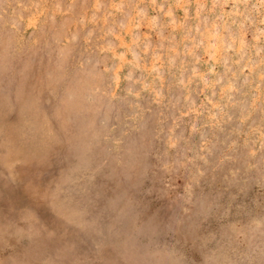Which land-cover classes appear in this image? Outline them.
Instances as JSON below:
<instances>
[{
  "label": "rangeland",
  "instance_id": "obj_1",
  "mask_svg": "<svg viewBox=\"0 0 264 264\" xmlns=\"http://www.w3.org/2000/svg\"><path fill=\"white\" fill-rule=\"evenodd\" d=\"M33 2L0 0V264H213L214 254L215 264H247L243 254L264 247V191L255 186L254 173L243 192L224 180L241 167L247 149L239 140L234 151L228 149L236 139L228 136L230 125L196 133L197 145L201 136L211 143L208 163L198 162L204 175L191 185L189 196V171L172 163L181 157L167 148L166 136L156 137L159 127L166 130L170 124L161 125L170 114L165 105L177 97L183 102L182 93L161 88L137 67L150 59L143 45L119 49L131 63L113 73L118 62L110 53L96 47L83 52V37L99 23L74 32L84 68L69 75L80 81L84 110L74 117L71 131L80 139L69 140L55 122L50 127L56 138L45 137L42 129L45 117L51 120L56 93L48 87L44 39L65 18L54 17L34 31L28 27ZM79 9L77 4L74 11ZM17 30L25 41L36 38L38 44L5 56L4 42ZM148 31L141 28L137 34ZM109 42L110 37L103 43ZM155 42L153 35L146 43L151 48ZM64 52L72 55L71 49ZM157 71L170 80L165 70ZM150 83L164 97L161 102L146 89ZM137 92L138 97L130 94ZM192 100L199 103L195 96ZM225 155L234 160H223ZM216 205L230 206L229 214L216 212Z\"/></svg>",
  "mask_w": 264,
  "mask_h": 264
},
{
  "label": "clouds",
  "instance_id": "obj_2",
  "mask_svg": "<svg viewBox=\"0 0 264 264\" xmlns=\"http://www.w3.org/2000/svg\"><path fill=\"white\" fill-rule=\"evenodd\" d=\"M77 4L78 13L74 11ZM29 7L34 11L28 27L34 31H39L54 17L65 18L59 30L50 36L45 34L44 39L50 65L48 87L56 93L51 120L45 117L43 125L45 137L56 138L50 127L55 122L69 140L80 139L72 133L71 126L74 117L84 110L82 90L80 81L74 82L69 73L77 68L82 70L84 64L77 59V41L72 34L83 32L88 24L99 23V28L89 30L83 37V52L90 53L96 47L98 52L110 53L111 59L118 62L112 71L119 73L131 62L123 53L118 54V50L143 45L141 51L150 55V59L147 65L137 67L161 88L182 93L183 102L177 97L175 103L170 100L165 105L170 114L163 117L161 125L164 121L170 124L166 130L159 127L156 137L166 136L167 148L181 157L173 158L172 163L189 171L188 195H191V185L204 175L198 162L208 163L206 156L211 143L201 136L197 145L194 135L204 128L223 131L224 125H230L228 136L236 138L228 144V149L234 151L237 140L247 149L241 167L230 170L224 177L225 182L243 192L253 179L250 174L254 173L255 186L264 191V0H35ZM142 11L147 15H141ZM157 20L158 27L153 25ZM12 27L15 29L16 25ZM141 28L149 31L137 34ZM94 32L97 35L92 40ZM153 35L156 42L149 48L146 42ZM108 37L111 42L105 45L103 42ZM37 44L36 38L25 41L17 30L10 42H4V55L15 56ZM65 49H71L72 55H65ZM157 69L165 70L170 80L166 81ZM154 72L156 75L152 76ZM146 89L153 92L157 103L164 99L152 83ZM130 94L140 95L139 92ZM193 96L199 103L192 100ZM35 103L31 102L32 108ZM177 129L179 135L175 134ZM150 146L151 141H146L141 150L146 152ZM223 160H234V157L225 155ZM215 211L227 216L230 206L216 205ZM253 223L259 226L260 222ZM212 238H205V242ZM216 259L215 254L209 257L213 264ZM242 259L247 264L264 259V247L252 248Z\"/></svg>",
  "mask_w": 264,
  "mask_h": 264
},
{
  "label": "bare ground",
  "instance_id": "obj_3",
  "mask_svg": "<svg viewBox=\"0 0 264 264\" xmlns=\"http://www.w3.org/2000/svg\"><path fill=\"white\" fill-rule=\"evenodd\" d=\"M46 68H47V67H46ZM42 78H43V76H42ZM6 81H7V80H6ZM79 151H80V150H79ZM82 157H83V156H82ZM85 165H86V164H85ZM91 169H92V168H91ZM75 216H76V215H75ZM82 216H83V215H82ZM77 218H78V217H77ZM73 219H74V218H73ZM75 221H76V220H75ZM71 222H72V221H71ZM254 232H255V231H254ZM254 232H253V233H254ZM251 234H252V233H251ZM253 235H254V234H253Z\"/></svg>",
  "mask_w": 264,
  "mask_h": 264
}]
</instances>
